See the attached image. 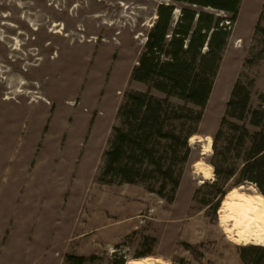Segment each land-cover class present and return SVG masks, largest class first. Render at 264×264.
Instances as JSON below:
<instances>
[{
	"label": "rangeland",
	"instance_id": "374dc122",
	"mask_svg": "<svg viewBox=\"0 0 264 264\" xmlns=\"http://www.w3.org/2000/svg\"><path fill=\"white\" fill-rule=\"evenodd\" d=\"M166 2L0 0V264H65L67 255L92 257L89 264L114 256L125 264H241L237 246L259 243L247 233L257 231L253 221L222 209L231 192L255 198L257 188L228 180L214 212L209 162L225 152V137L214 147L213 137L236 82L264 115V0H241L173 200L149 184L101 177L126 95L164 98L131 73ZM246 126L264 131V120ZM231 148L224 156L238 166Z\"/></svg>",
	"mask_w": 264,
	"mask_h": 264
},
{
	"label": "trees",
	"instance_id": "16d2710c",
	"mask_svg": "<svg viewBox=\"0 0 264 264\" xmlns=\"http://www.w3.org/2000/svg\"><path fill=\"white\" fill-rule=\"evenodd\" d=\"M240 3L241 0H167L157 5L156 18L131 78L164 98L149 92L126 95L118 111L120 124L113 128L104 152L103 180L149 184L150 192L165 198L168 191L169 201L173 200L191 153L188 140L197 134ZM172 98L179 103L174 104ZM249 102V91L236 82L222 124L213 137V147L223 136L226 142L223 157L209 162L215 177L210 186L217 190L214 212L230 192L225 184L234 177L238 179L236 186L250 183L264 198V131L251 133L246 126L248 122L259 127L264 115L252 110ZM233 144L241 162L238 166L224 156L231 153ZM198 192L199 189L195 194ZM201 202L209 206V202ZM236 250L241 264H264V245L237 246ZM91 259L67 255L65 264H89ZM125 262L124 257L114 256L112 264Z\"/></svg>",
	"mask_w": 264,
	"mask_h": 264
},
{
	"label": "bare ground",
	"instance_id": "6f19581e",
	"mask_svg": "<svg viewBox=\"0 0 264 264\" xmlns=\"http://www.w3.org/2000/svg\"><path fill=\"white\" fill-rule=\"evenodd\" d=\"M222 209L225 211H231V213L234 215L243 216L245 220L248 219L253 221L252 224L254 223L257 231L255 230V233L253 234L251 230L249 231L248 229L247 233H250V235L252 236L251 238H255L259 242L257 245H264V199L261 196L253 198L250 196L238 194L236 191H234L231 192V194L228 196L227 200L223 204ZM245 225H247V223ZM243 227L246 228L244 225ZM246 230H244V232H246ZM246 235L248 237V234ZM241 239L245 240V237L242 238L241 236ZM147 262L148 261L146 260H134L128 264H147Z\"/></svg>",
	"mask_w": 264,
	"mask_h": 264
}]
</instances>
